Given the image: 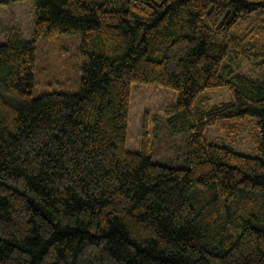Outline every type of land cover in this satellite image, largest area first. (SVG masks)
I'll return each instance as SVG.
<instances>
[{"label":"trees","instance_id":"16d2710c","mask_svg":"<svg viewBox=\"0 0 264 264\" xmlns=\"http://www.w3.org/2000/svg\"><path fill=\"white\" fill-rule=\"evenodd\" d=\"M33 5L32 39L0 43V264H264V77L237 69L264 71V1ZM60 34L81 37L79 89L34 97L35 40ZM133 83L175 94L184 167L151 160L146 116L127 149ZM250 121V155L204 136Z\"/></svg>","mask_w":264,"mask_h":264},{"label":"rangeland","instance_id":"374dc122","mask_svg":"<svg viewBox=\"0 0 264 264\" xmlns=\"http://www.w3.org/2000/svg\"><path fill=\"white\" fill-rule=\"evenodd\" d=\"M33 24V0H20L0 6V43L14 36L26 40L32 39ZM80 44L81 37L78 34H60L53 39L35 40L32 96L36 97L46 92L76 93L78 91ZM237 69L259 78L264 77V71H261L251 60H242ZM174 96L172 90L156 84L133 83L131 85L126 147L128 150H139L140 127L143 117L146 116L149 131L148 154L151 160L168 166L184 167L189 133L185 131L172 133L164 117L165 107L173 103ZM229 98V90L226 87H220L206 93V100L201 108L207 110L228 101ZM256 134L252 121L226 129L209 126L204 131L206 139L231 146L239 153L248 155L255 152ZM208 197V193L203 196L200 193L197 194V198L202 200Z\"/></svg>","mask_w":264,"mask_h":264}]
</instances>
